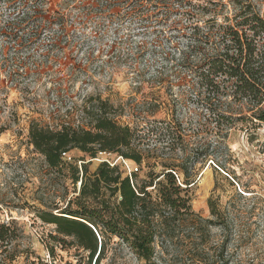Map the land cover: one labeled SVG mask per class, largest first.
Masks as SVG:
<instances>
[{"label":"rangeland","instance_id":"obj_1","mask_svg":"<svg viewBox=\"0 0 264 264\" xmlns=\"http://www.w3.org/2000/svg\"><path fill=\"white\" fill-rule=\"evenodd\" d=\"M28 1L0 0V223L13 220L23 232L12 264H86V254L53 241L54 226L37 217L38 211L58 213L81 182L73 185L50 170L29 144L28 130L32 122L78 124L82 106L95 97L107 100L116 120L131 128L178 120L176 126L196 133L190 147L201 152L211 144L218 155L199 157L189 185L182 184L196 216L178 218L155 240V264H264V124L232 130L223 143L201 132L206 113L181 79L187 76L180 58L189 22L178 3L171 1L165 18L164 5L146 0ZM207 1L191 0L219 9ZM249 1L264 16V0ZM36 4L42 12L35 16ZM205 9L196 12L200 24L212 15ZM66 156L77 166L88 163L89 174L101 162L117 165L123 176L136 167L139 179L147 173L144 164L114 154L90 159L73 150ZM224 158L228 163L218 170ZM211 195L218 225L205 221L212 219ZM105 243L99 264H143L127 244L116 238Z\"/></svg>","mask_w":264,"mask_h":264},{"label":"trees","instance_id":"obj_2","mask_svg":"<svg viewBox=\"0 0 264 264\" xmlns=\"http://www.w3.org/2000/svg\"><path fill=\"white\" fill-rule=\"evenodd\" d=\"M146 1L155 7L164 5L165 18L171 12L167 7L172 0ZM173 1L189 22L184 28L189 33L182 35L187 45L180 58L187 76L181 79L190 85L194 99L206 113L201 132L221 138L223 143L232 130L249 132L264 124V16L249 0L207 1L219 8L214 10L191 0ZM41 9L33 5L32 14H40ZM204 9L212 15L200 24L197 13ZM80 113L78 124L62 122L50 128L32 122L29 126V144L45 165L73 185L81 182L78 195L66 200L58 213L38 211L37 217L54 226L53 241L68 243L86 254V264H99L105 241L115 238L127 244L143 264H155V240L167 236L178 218L196 216L189 205L188 188L182 184L189 185L199 157H218L213 156L215 148L206 144L200 152L190 147L196 133L176 126L178 120H153L140 128L122 125L112 105L99 97L88 98ZM73 150L90 159L99 153L114 154L138 166L144 164L147 173L139 179L136 167L135 172L123 176L117 165L101 162L89 174L88 163L77 166L75 161H66L65 155ZM227 163L228 158H224L216 168L220 170ZM207 205L212 219L205 220L206 224L219 223L212 195ZM22 236L13 220L0 223V264L15 261V246Z\"/></svg>","mask_w":264,"mask_h":264},{"label":"built area","instance_id":"obj_3","mask_svg":"<svg viewBox=\"0 0 264 264\" xmlns=\"http://www.w3.org/2000/svg\"><path fill=\"white\" fill-rule=\"evenodd\" d=\"M66 156V155H65ZM137 169L136 168H134V171H136Z\"/></svg>","mask_w":264,"mask_h":264}]
</instances>
